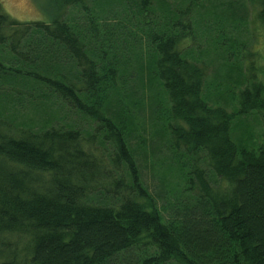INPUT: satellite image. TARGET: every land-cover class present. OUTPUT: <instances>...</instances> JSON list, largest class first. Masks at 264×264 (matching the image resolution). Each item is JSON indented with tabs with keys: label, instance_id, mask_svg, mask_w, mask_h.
<instances>
[{
	"label": "trees",
	"instance_id": "obj_1",
	"mask_svg": "<svg viewBox=\"0 0 264 264\" xmlns=\"http://www.w3.org/2000/svg\"><path fill=\"white\" fill-rule=\"evenodd\" d=\"M49 9L0 4V264H264V0Z\"/></svg>",
	"mask_w": 264,
	"mask_h": 264
},
{
	"label": "rangeland",
	"instance_id": "obj_2",
	"mask_svg": "<svg viewBox=\"0 0 264 264\" xmlns=\"http://www.w3.org/2000/svg\"><path fill=\"white\" fill-rule=\"evenodd\" d=\"M0 4L3 11L8 14L10 18L21 23L32 21L49 22L48 18L53 14L51 9H49L50 0H0ZM260 29L262 28L258 27L257 31L254 32L255 49H253V52L256 51L257 53L264 55V37L262 36L264 29ZM258 60L259 59H254L256 65ZM259 61L261 64H264V59ZM256 130L257 133H259L258 128H256ZM144 178L147 188L153 193V187L156 184V181L151 177L150 171L147 170L144 172ZM18 248L21 249L22 246H19Z\"/></svg>",
	"mask_w": 264,
	"mask_h": 264
}]
</instances>
